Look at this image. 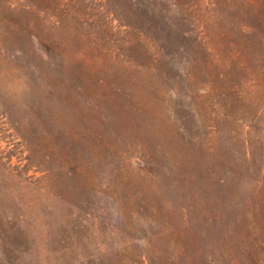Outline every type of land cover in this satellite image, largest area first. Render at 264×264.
<instances>
[{"label":"rangeland","instance_id":"1","mask_svg":"<svg viewBox=\"0 0 264 264\" xmlns=\"http://www.w3.org/2000/svg\"><path fill=\"white\" fill-rule=\"evenodd\" d=\"M0 264H264V0H0Z\"/></svg>","mask_w":264,"mask_h":264}]
</instances>
